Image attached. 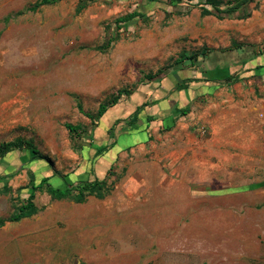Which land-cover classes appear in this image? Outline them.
Wrapping results in <instances>:
<instances>
[{
    "label": "rangeland",
    "instance_id": "374dc122",
    "mask_svg": "<svg viewBox=\"0 0 264 264\" xmlns=\"http://www.w3.org/2000/svg\"><path fill=\"white\" fill-rule=\"evenodd\" d=\"M38 1L0 0V146L31 141L47 158L14 152L0 166L11 176V192H0V264H264V0L224 18L188 3L179 15L167 0L30 11ZM134 11L147 20L117 29ZM196 52L209 57L183 78L227 61L239 80L180 92L170 73L143 81ZM122 88L134 93L96 126L79 111L97 113ZM142 104L161 118L187 111L169 130L159 120L148 136L146 126L125 132ZM67 124L81 125V137ZM49 176L60 188L106 178L110 193L76 203L38 192V214L8 221L12 199Z\"/></svg>",
    "mask_w": 264,
    "mask_h": 264
},
{
    "label": "trees",
    "instance_id": "16d2710c",
    "mask_svg": "<svg viewBox=\"0 0 264 264\" xmlns=\"http://www.w3.org/2000/svg\"><path fill=\"white\" fill-rule=\"evenodd\" d=\"M67 1V0H39L35 5L31 6L29 9L30 11H37L38 9L44 6L55 5L57 3ZM99 1V0H79V10L82 11L85 9L91 2ZM102 1H112V0H102ZM150 4L154 3H161L162 0H144ZM255 0H231L227 2H223L221 0H167V3L171 5L175 9V13L182 14L181 8L184 6L183 3H188V5H193L195 7H199L202 11L203 16H216L217 18H224V17H231L237 13L243 12L247 6L253 3ZM137 20H147V16L145 13L141 11H134L126 16L120 17L116 20V28L122 29L127 24H132ZM124 25V26H123ZM112 39L107 41L106 47L103 48L105 51L108 47H110ZM226 53V52H225ZM224 53H216L217 57L222 59V55ZM209 57L208 54L203 52L193 53V54H186L180 56L179 58H175L172 61L171 65L166 66L164 69L159 70L156 74L150 73L146 74L143 77V81H148L151 83H160L163 77L168 78V74L175 78V89L176 91L180 92L188 87L189 83L193 82H201L204 81L209 87H216V86H226L232 85L239 80L236 76H234V72L238 67L237 64L231 65V62L227 61H220L214 68L209 70H202L200 68V72H202L203 77H189L183 78L179 73L190 68L198 67L200 59H207ZM256 59V58H253ZM248 60H244L242 63L243 65L247 63ZM200 66V65H199ZM174 72V73H173ZM217 73H222L221 75H217ZM216 75L218 77L211 78L210 75ZM134 91L130 88H122L118 91L116 95H114L111 99L107 100L106 102L102 103L97 111V113H90L84 111L81 105H78L79 111L88 117L91 120L93 125H97V123L103 118V116L108 112L111 107L116 106L119 101L125 96L130 97ZM150 104H143L142 106L138 107V109L133 114L134 116L129 121V127L123 129L124 131L130 130H139L142 126H146L148 128L151 127L154 123L159 120H162L163 127L167 130L170 129L175 123L178 121L180 116L186 114V107L181 108L177 115H174L173 111H167L166 117L161 118L160 115H148L145 112V108L148 107ZM188 107V106H187ZM178 110V109H177ZM176 110V111H177ZM145 112L146 114H143ZM144 115V116H143ZM121 121V120H120ZM128 126V125H127ZM66 128L70 131L72 136L74 137H81V133L83 128L81 125L74 126L72 124H67ZM146 131V132H147ZM114 146V143L105 146L102 150L98 153L102 154L103 152L109 151ZM25 153L28 152L32 160H43L47 159L34 146L33 142L25 141L23 139H19L17 141L3 143L0 146V166L5 164L6 156L9 153ZM11 176L2 175L0 174V182H3V186L0 188V192L3 194H9L11 192L10 188L6 183V179ZM52 177V176H51ZM51 177H44L41 181L36 182L35 180L30 183L29 186L26 187L27 189V197L22 199L20 198H13L12 201L14 202L13 205L15 207V212L9 217L8 221L10 222H20L23 219L31 218L34 215L38 214L40 209L37 207L35 200L36 195L38 192H46L52 200H72L76 203H83L89 197L95 196L97 198L103 199L107 194L110 193V188L107 184L108 179H96L94 181H80L77 184L69 185L65 188L55 187L50 184ZM3 222V221H2Z\"/></svg>",
    "mask_w": 264,
    "mask_h": 264
},
{
    "label": "crops",
    "instance_id": "0c3cea01",
    "mask_svg": "<svg viewBox=\"0 0 264 264\" xmlns=\"http://www.w3.org/2000/svg\"><path fill=\"white\" fill-rule=\"evenodd\" d=\"M166 101V100H165ZM164 103V102H163ZM173 103V102H172ZM143 105V104H142ZM142 105H140V106H142ZM140 106H138V107H140ZM154 107H157V105H155ZM167 109H171V107L170 108H168V105H166V103L162 106V108H161V112L159 111V109H157V111L159 112V114H161L162 112H163V110H167ZM164 111V112H165ZM145 112L148 114V115H153V114H149L148 112H147V110H145ZM144 127H145V125H144ZM145 129H146V127H145ZM144 131H146V130H144ZM125 132H127V131H125ZM146 134H147V132H146ZM147 136H148V134H147ZM108 172V171H107Z\"/></svg>",
    "mask_w": 264,
    "mask_h": 264
}]
</instances>
